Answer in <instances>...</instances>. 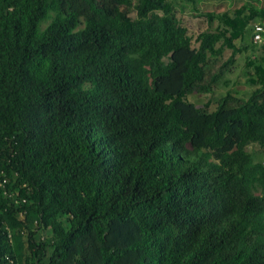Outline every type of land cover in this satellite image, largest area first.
<instances>
[{"label": "trees", "instance_id": "1", "mask_svg": "<svg viewBox=\"0 0 264 264\" xmlns=\"http://www.w3.org/2000/svg\"><path fill=\"white\" fill-rule=\"evenodd\" d=\"M256 23L264 0H0V264H264ZM235 55L245 97L188 100Z\"/></svg>", "mask_w": 264, "mask_h": 264}, {"label": "rangeland", "instance_id": "2", "mask_svg": "<svg viewBox=\"0 0 264 264\" xmlns=\"http://www.w3.org/2000/svg\"><path fill=\"white\" fill-rule=\"evenodd\" d=\"M215 3V1H211L210 4L212 5ZM225 3V2H222ZM204 4V3H201ZM201 10H206L207 8H210V5L206 7V5H200ZM178 17L181 18L185 26L188 28L189 33L194 37L196 34L202 30H205L208 25L203 16H196V14H192L190 11V7H186L183 13L178 12ZM134 16V13L131 14ZM215 25V24H214ZM264 25V23H263ZM257 46L253 50V55H263L264 56V47L261 48V44L264 43V38L262 41L256 42ZM193 45L195 46V39L193 38ZM250 52V51H249ZM231 51L229 49H226L223 52V55L221 57V62L226 61L228 57L230 56ZM244 56L241 55H235L234 60L235 63L230 66L229 70L226 71L224 78L229 80L228 86L224 85L222 83H219L215 88L212 95L207 93H197L194 92L190 95H188V100L194 102L196 105H201L205 101H207L210 97H218L221 94H223L228 88L236 90L239 96L245 97L251 90L252 86L247 84L245 82V75L243 72V61ZM220 62L216 64L218 66ZM215 66V67H216ZM214 108V104H212L211 109ZM248 150L251 151L256 160H263L264 159V146L260 147L257 144H251L248 147Z\"/></svg>", "mask_w": 264, "mask_h": 264}, {"label": "built area", "instance_id": "3", "mask_svg": "<svg viewBox=\"0 0 264 264\" xmlns=\"http://www.w3.org/2000/svg\"><path fill=\"white\" fill-rule=\"evenodd\" d=\"M254 31L253 40L255 42L262 41L264 38V25L262 23H256L254 25Z\"/></svg>", "mask_w": 264, "mask_h": 264}]
</instances>
